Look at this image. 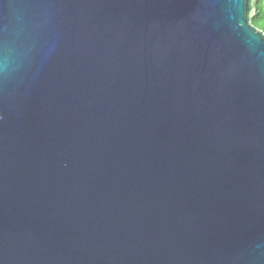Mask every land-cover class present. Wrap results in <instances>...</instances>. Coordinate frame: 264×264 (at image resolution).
Returning a JSON list of instances; mask_svg holds the SVG:
<instances>
[{
    "label": "water",
    "instance_id": "95a60500",
    "mask_svg": "<svg viewBox=\"0 0 264 264\" xmlns=\"http://www.w3.org/2000/svg\"><path fill=\"white\" fill-rule=\"evenodd\" d=\"M258 0H0V264H264Z\"/></svg>",
    "mask_w": 264,
    "mask_h": 264
},
{
    "label": "trees",
    "instance_id": "16d2710c",
    "mask_svg": "<svg viewBox=\"0 0 264 264\" xmlns=\"http://www.w3.org/2000/svg\"><path fill=\"white\" fill-rule=\"evenodd\" d=\"M251 24L264 33V0L257 1Z\"/></svg>",
    "mask_w": 264,
    "mask_h": 264
}]
</instances>
